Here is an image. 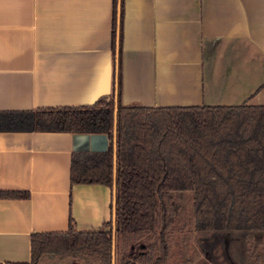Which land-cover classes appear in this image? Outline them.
Returning a JSON list of instances; mask_svg holds the SVG:
<instances>
[{
    "label": "crops",
    "instance_id": "obj_1",
    "mask_svg": "<svg viewBox=\"0 0 264 264\" xmlns=\"http://www.w3.org/2000/svg\"><path fill=\"white\" fill-rule=\"evenodd\" d=\"M0 0V111L92 105L264 107V0ZM117 16V15H116ZM119 20L117 21V28ZM118 43H116V48ZM104 132L0 130V261L31 260V235L101 228L113 189L72 182L75 152Z\"/></svg>",
    "mask_w": 264,
    "mask_h": 264
},
{
    "label": "trees",
    "instance_id": "obj_2",
    "mask_svg": "<svg viewBox=\"0 0 264 264\" xmlns=\"http://www.w3.org/2000/svg\"><path fill=\"white\" fill-rule=\"evenodd\" d=\"M0 130L107 133V150L73 154L71 179L113 189L112 216L101 228L32 233L29 262L0 264H41L51 254L91 264H192L177 254L193 236L216 264L228 254L219 243L225 233L241 238L243 260L264 264V107H128L116 59L111 95L92 105L0 111Z\"/></svg>",
    "mask_w": 264,
    "mask_h": 264
},
{
    "label": "rangeland",
    "instance_id": "obj_3",
    "mask_svg": "<svg viewBox=\"0 0 264 264\" xmlns=\"http://www.w3.org/2000/svg\"><path fill=\"white\" fill-rule=\"evenodd\" d=\"M194 232V231H193ZM195 233H193L194 235ZM234 239V240H233ZM241 238L235 234L225 233L222 235L221 240L219 241L221 248L224 249V246L228 248V254L224 253V258L221 262L218 260L216 264H249L247 261L243 260ZM200 244L203 245L200 238L193 236L188 241V246L186 252L183 254H177L178 260H183L186 258L193 259L192 264H213L216 261L205 258L202 253H200ZM195 258V259H194ZM41 264H91L85 258L79 255H67L61 256L58 254H51L45 256L41 260Z\"/></svg>",
    "mask_w": 264,
    "mask_h": 264
}]
</instances>
